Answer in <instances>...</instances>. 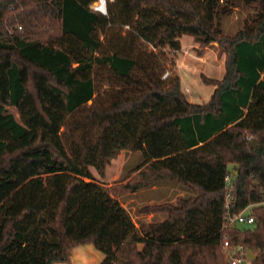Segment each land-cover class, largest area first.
<instances>
[{"label": "trees", "instance_id": "1", "mask_svg": "<svg viewBox=\"0 0 264 264\" xmlns=\"http://www.w3.org/2000/svg\"><path fill=\"white\" fill-rule=\"evenodd\" d=\"M95 1L0 0V264L70 261L86 243L100 264H232L225 236L264 264V0H107V14ZM242 4L253 20L230 37L224 18ZM183 35L227 52L206 104L164 77ZM122 150L139 152L137 174L98 182L91 167ZM168 180L185 195L137 222L118 190ZM248 207L255 224L230 223Z\"/></svg>", "mask_w": 264, "mask_h": 264}, {"label": "rangeland", "instance_id": "2", "mask_svg": "<svg viewBox=\"0 0 264 264\" xmlns=\"http://www.w3.org/2000/svg\"><path fill=\"white\" fill-rule=\"evenodd\" d=\"M253 9L245 7L243 4L236 7L234 11L224 18L225 33L233 37L245 24L253 20ZM122 33L134 40L137 50L144 52L150 51L153 45L149 42V36L136 37L128 27L122 29ZM181 49L170 51L162 56V63L165 68L164 77L177 73L180 75L182 89L187 94L188 99L193 103L206 104L216 89L213 81L221 80L226 73L227 52L223 50L218 42L203 45L197 42L191 35L181 37ZM136 50V52H138ZM96 63H104L95 53ZM98 57V58H97ZM10 110L19 117L15 107ZM139 152L122 150L106 166L104 173L101 174L95 167L91 170L100 183L109 186H125L129 183L137 172H131V169L142 162ZM124 206L129 210L134 219L155 220L164 217L163 213L144 214L140 211L146 205L161 204L166 202H176L179 196L185 195V190L177 183L165 181L160 184L144 188L133 194L122 193L118 190ZM241 228L251 227V225L238 224ZM70 261H57L54 264H100L104 253L98 250L92 243H86L76 246L73 250Z\"/></svg>", "mask_w": 264, "mask_h": 264}, {"label": "built area", "instance_id": "3", "mask_svg": "<svg viewBox=\"0 0 264 264\" xmlns=\"http://www.w3.org/2000/svg\"><path fill=\"white\" fill-rule=\"evenodd\" d=\"M107 0H96L92 7L95 10L101 11L107 14ZM153 49V47H152ZM225 181L229 186L231 183V175H226ZM233 197L230 194H227V206L230 207L231 203L233 202ZM251 209L248 207L245 210L231 214L229 217V221L231 224H245V225H253L256 223V217L252 213ZM230 240L228 236H225L224 240V248L227 253V257L232 264H251L252 260L248 257L247 250L243 245L237 246L235 248L230 247Z\"/></svg>", "mask_w": 264, "mask_h": 264}, {"label": "water", "instance_id": "4", "mask_svg": "<svg viewBox=\"0 0 264 264\" xmlns=\"http://www.w3.org/2000/svg\"><path fill=\"white\" fill-rule=\"evenodd\" d=\"M247 254H248V257L251 259V260H255V252H253L251 249H248L247 250Z\"/></svg>", "mask_w": 264, "mask_h": 264}, {"label": "crops", "instance_id": "5", "mask_svg": "<svg viewBox=\"0 0 264 264\" xmlns=\"http://www.w3.org/2000/svg\"><path fill=\"white\" fill-rule=\"evenodd\" d=\"M191 102H192V101H191ZM75 248H76V247H75ZM75 248H74V249H75ZM74 249H73V250H74ZM73 250H72V253H73ZM71 256H72V255H71ZM70 260H71V259H70Z\"/></svg>", "mask_w": 264, "mask_h": 264}]
</instances>
